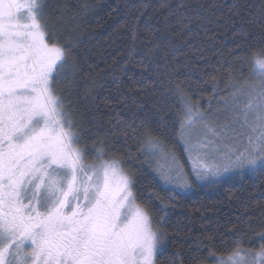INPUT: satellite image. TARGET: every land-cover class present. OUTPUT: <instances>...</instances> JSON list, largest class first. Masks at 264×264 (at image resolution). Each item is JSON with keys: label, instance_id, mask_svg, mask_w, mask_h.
<instances>
[{"label": "snow or ice", "instance_id": "snow-or-ice-1", "mask_svg": "<svg viewBox=\"0 0 264 264\" xmlns=\"http://www.w3.org/2000/svg\"><path fill=\"white\" fill-rule=\"evenodd\" d=\"M46 8V0H0V264H157L166 233L163 216H154V201L162 211L164 200L154 192L144 198L135 175L109 154L100 134L104 125L85 129L58 89L61 83L80 87V66L75 45L61 42ZM233 9L239 16L240 6ZM240 19L258 31L233 32L240 51L238 63L226 69L228 98L222 106L204 110L167 80L166 91L177 100L173 123L188 172L146 121L117 120L119 133L157 161L170 199L195 182L218 185L233 176L264 174V0ZM180 23L187 28L191 19ZM130 36L131 52L138 37L135 31ZM149 43L165 58L175 53L171 39L153 42L151 31ZM145 83L155 90L165 80L158 74ZM93 91L86 87L85 95ZM218 264H264V244L255 251L236 245Z\"/></svg>", "mask_w": 264, "mask_h": 264}, {"label": "trees", "instance_id": "trees-1", "mask_svg": "<svg viewBox=\"0 0 264 264\" xmlns=\"http://www.w3.org/2000/svg\"><path fill=\"white\" fill-rule=\"evenodd\" d=\"M260 3L46 0L49 25L62 43L75 45L73 53L80 66V87L73 90L61 83L58 89L75 106L85 129L95 132L97 123L104 125L100 134L107 141L109 154L122 159L135 175L144 198L154 192L164 200L162 211L159 201H154V216H163L161 227L166 233L157 264H214L236 245L255 251L264 244V174L246 173L221 180L218 185L196 184L188 193L170 199L153 171V162L142 154L137 141L119 133L121 124L117 123L146 121L167 152L185 167L173 123L177 100L166 91L167 80L180 84L204 110L228 92L226 69L238 63L235 54L240 51L233 32L240 28L258 31L248 29L240 17L246 18L250 7L258 8ZM85 4L89 6L87 11ZM234 5L240 6L239 16L232 14ZM182 17L191 19L189 27L181 25ZM132 31L138 39L130 52ZM150 31L153 42L164 45L171 39L174 55L165 58L155 52L149 43ZM158 63L164 67L157 69ZM158 74L163 75L165 83H158L153 90L145 81ZM244 76H249L248 69H244ZM213 78L218 83L215 89ZM86 87L94 89L90 97L85 95Z\"/></svg>", "mask_w": 264, "mask_h": 264}, {"label": "rangeland", "instance_id": "rangeland-1", "mask_svg": "<svg viewBox=\"0 0 264 264\" xmlns=\"http://www.w3.org/2000/svg\"><path fill=\"white\" fill-rule=\"evenodd\" d=\"M222 98H223V99H227V98H228V92L224 93L223 96L217 97L216 100H215V102H214L213 104H210V105L207 107L206 110H212V111H215L218 107L222 106V104H223V99H222ZM180 143H181V142H180ZM181 146H182V151H183V160H184V164H185L184 169H185L186 172H188V171L190 170V163H189V161H188V159H187V156H186V154H185V152H184V146H183L182 143H181ZM150 160H151V162H153V171H155V173L157 174V178H158V173H157V171H156V168H157V161H156L155 159H151V158H150ZM159 163H160L161 165H163V164H165V161H164V160H160ZM233 177H234V176H233ZM225 179H227V178H225ZM158 181H159V183L161 184V187L164 188V186L162 185V183H161V181L159 180V178H158ZM195 183H196V184H200V185H204L203 183H199V182H195ZM177 191H178L179 193H185V192H182V191H179V190H177ZM188 192H189V191H188ZM188 192H186V193H188ZM219 260H220V259L216 260L214 264H218V261H219Z\"/></svg>", "mask_w": 264, "mask_h": 264}]
</instances>
